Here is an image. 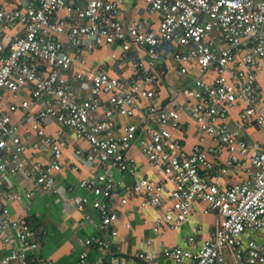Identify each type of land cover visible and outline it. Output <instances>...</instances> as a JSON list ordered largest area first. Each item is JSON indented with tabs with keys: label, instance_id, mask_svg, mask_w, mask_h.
Returning a JSON list of instances; mask_svg holds the SVG:
<instances>
[{
	"label": "built area",
	"instance_id": "obj_1",
	"mask_svg": "<svg viewBox=\"0 0 264 264\" xmlns=\"http://www.w3.org/2000/svg\"><path fill=\"white\" fill-rule=\"evenodd\" d=\"M126 4L0 0V264H56L36 254L44 231L10 207L34 196L8 180L19 172L93 223L102 235L86 244L109 248L131 202L158 213L155 233L182 228L203 203L204 214H219L213 231L190 234L187 245L166 246L162 256L227 264L229 251L235 264H264V242L245 239L264 230V141L246 136L252 127L264 131V0H143L156 29L143 19L126 22ZM103 49L111 59L88 67L85 53ZM172 66L178 85L168 78ZM17 112L29 124L15 121ZM48 120L87 143L75 156L97 173L58 185L71 145L61 133L47 134ZM135 147L156 177L143 173ZM30 149L48 151V161ZM153 241L135 255L140 264L156 263Z\"/></svg>",
	"mask_w": 264,
	"mask_h": 264
},
{
	"label": "crops",
	"instance_id": "obj_2",
	"mask_svg": "<svg viewBox=\"0 0 264 264\" xmlns=\"http://www.w3.org/2000/svg\"><path fill=\"white\" fill-rule=\"evenodd\" d=\"M9 6L12 7V5ZM121 16L126 22L143 19L148 22V26L151 29L158 27L157 16L149 15L144 11L143 0H127V4L121 9ZM119 51L120 49L117 52ZM85 56L88 67L92 68L109 61L111 59V50H95L85 53ZM123 70L127 75L132 72L129 62L123 64ZM168 78H170V83L178 85L179 81L173 66L169 68ZM167 87V82L164 80L163 99L168 96ZM13 118L17 122H22L23 125L25 123L29 124L28 119H24L22 112L15 113ZM24 130L22 128V131ZM45 131L49 135L63 134L71 145L65 152V167L58 176V185L76 186L81 178L98 172L94 163L85 159H78L75 156V147L77 145L87 146V143L79 141L70 128L61 126L53 120H48ZM190 134L191 136H186L189 146L196 141V137L192 136V131ZM246 136L253 140L264 141V131L257 127L249 129L246 132ZM132 153L141 164L144 174L153 177L157 176L148 166L138 147H135ZM28 154L30 156L35 154L43 161H48L49 158L48 151L35 152L30 149ZM76 165L79 167L78 169H74ZM223 176H225V180L231 178L227 174ZM116 177L127 185L132 182V177L125 173L117 171ZM239 177L241 176H236L234 179ZM8 180L20 191L33 192L34 196L30 201L13 202L10 203V207L15 215L19 214L35 221L38 227L44 231L36 254L53 259L56 264H140L135 255L147 248L146 239L149 236H152L154 240L150 249L158 255L155 264H177L173 260L165 259L162 256L163 249L166 246L187 245V237L190 234H195L198 238L207 237L216 227L219 220L217 212L204 214L205 205L197 203L196 212L182 228L172 230L166 227L161 232L155 233L153 224L158 213L154 209L138 211L135 209V203L131 202L120 210V234L112 241L109 248H104L99 247L95 243L86 244L84 242L88 238L101 236L102 233L93 223L86 221L82 213L73 209L59 194L52 193L38 186L33 179H28L23 172L17 174L9 173ZM77 193L89 195V192L83 188L78 189ZM92 211L97 214L95 210ZM127 222L131 224L130 227H126ZM247 238L264 242V230L250 231L245 236L246 240ZM84 253L86 257L83 259L82 255ZM114 258L118 259L117 262H114ZM227 264H235L229 251L227 252Z\"/></svg>",
	"mask_w": 264,
	"mask_h": 264
}]
</instances>
